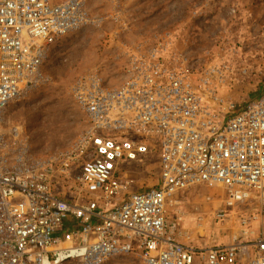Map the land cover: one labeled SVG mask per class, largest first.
<instances>
[{"label": "built area", "instance_id": "1", "mask_svg": "<svg viewBox=\"0 0 264 264\" xmlns=\"http://www.w3.org/2000/svg\"><path fill=\"white\" fill-rule=\"evenodd\" d=\"M93 1L122 0H0V264H105L134 254L140 264H264L262 73L252 98L225 97L238 74H253L157 35L124 51L120 85L98 74L72 84L87 125L68 150L41 155L22 127H3L9 108L44 84L56 46L103 23ZM225 46L219 55H238ZM155 158L159 185L137 188L132 174ZM195 188L226 191L221 224L258 207L239 220L241 238L208 249L179 240L184 214L172 220L170 209Z\"/></svg>", "mask_w": 264, "mask_h": 264}, {"label": "rangeland", "instance_id": "2", "mask_svg": "<svg viewBox=\"0 0 264 264\" xmlns=\"http://www.w3.org/2000/svg\"><path fill=\"white\" fill-rule=\"evenodd\" d=\"M65 1L49 0V3L54 7ZM208 1L122 0L118 5L93 1L92 7L104 18L103 23L71 34L56 46L43 70L44 84L9 108L3 127H22L32 148L41 155L68 150L87 125L84 112L71 94L72 84L83 76L98 74L109 85H120L126 66L124 51L145 39L152 40L154 36L164 34H173L176 47L194 58L203 61L227 59L237 68L247 69L253 74L252 78H243L238 74L236 82H231L229 90L221 94L237 100L252 98L261 87L259 56L252 47L255 45L252 42L254 38L251 42L245 40L237 24L227 25L234 32L233 38L223 36L221 25L210 24L205 19L213 14L210 11L206 13ZM226 1L232 0L210 2L221 5ZM247 27L246 34H255L257 28L254 23L249 21ZM227 44L238 47L241 56L219 55V47H226ZM132 176L137 188L149 190L158 186V161L150 159L148 164L140 166L139 173ZM227 198L222 188H195L176 197L181 206L170 209V218L175 219L178 211L184 214L178 228L181 233L179 240L194 248L208 249L227 245L235 237L241 238L239 220L248 218L251 213L256 214L258 207L239 208L229 222L221 224L216 220L215 213L225 206ZM105 264H140V261L135 254L119 255Z\"/></svg>", "mask_w": 264, "mask_h": 264}, {"label": "crops", "instance_id": "3", "mask_svg": "<svg viewBox=\"0 0 264 264\" xmlns=\"http://www.w3.org/2000/svg\"><path fill=\"white\" fill-rule=\"evenodd\" d=\"M210 1L211 0H209L207 6H205L208 11L206 13H209L210 11L213 14H209L205 19H207L210 24L221 25L222 31L224 33L223 36L233 38L234 32L232 29L227 28V25L237 24L240 26L239 32L240 34L244 35L245 40L247 39L249 42H251L254 38L255 41L253 40L252 42L255 43V45L252 47L255 48V53L257 54V56H259V62L261 67L260 72L263 73L262 70H264V22H262V19H264V0H232L231 2H222L221 5L215 2L211 3ZM249 21L251 23H254L255 28H257L255 34H246L248 31L247 24L249 23ZM244 38H242V40H244ZM240 42L241 41H239L238 43ZM238 52L239 53L237 57L241 56L242 54L239 48ZM230 84L231 82L224 86L220 90V92L226 93L227 90H229L227 88ZM223 89L225 90V92H223Z\"/></svg>", "mask_w": 264, "mask_h": 264}, {"label": "bare ground", "instance_id": "4", "mask_svg": "<svg viewBox=\"0 0 264 264\" xmlns=\"http://www.w3.org/2000/svg\"><path fill=\"white\" fill-rule=\"evenodd\" d=\"M37 93V92H36ZM34 95V94H33ZM34 99V98H33ZM31 100V99H30Z\"/></svg>", "mask_w": 264, "mask_h": 264}]
</instances>
